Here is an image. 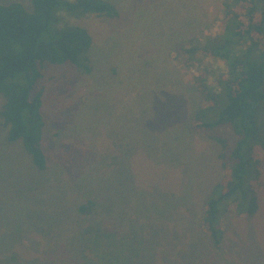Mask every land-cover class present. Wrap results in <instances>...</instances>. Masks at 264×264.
Segmentation results:
<instances>
[{
  "label": "rangeland",
  "instance_id": "374dc122",
  "mask_svg": "<svg viewBox=\"0 0 264 264\" xmlns=\"http://www.w3.org/2000/svg\"><path fill=\"white\" fill-rule=\"evenodd\" d=\"M105 1L114 19L56 10L52 29L83 26L93 37V72L56 70L44 81L46 171L9 142L0 118V264H264V156L257 215L226 212L221 250L201 221L223 176L214 138L233 147L237 136L192 130L209 104L179 48L214 46L227 0ZM12 2L32 10L30 0H0ZM203 64L211 85L228 70ZM89 200L97 205L80 224Z\"/></svg>",
  "mask_w": 264,
  "mask_h": 264
},
{
  "label": "trees",
  "instance_id": "16d2710c",
  "mask_svg": "<svg viewBox=\"0 0 264 264\" xmlns=\"http://www.w3.org/2000/svg\"><path fill=\"white\" fill-rule=\"evenodd\" d=\"M30 2L32 10L19 2L0 4V96L4 99L0 118L9 128V142H21L33 164L44 172L48 169L43 148L47 122L44 81L52 79L56 70L81 75L93 72V37L83 26L52 29L59 21L56 10L63 7L72 15L113 19L119 13L105 0ZM223 9L220 34L210 41L214 46L179 48L195 86L209 104L195 114L192 130L211 136V131L231 129L237 136L233 147L227 139L214 138L222 148L223 176L205 200L201 221L218 250L224 243L222 218L226 212L232 209L249 219L260 210L264 156V0H227ZM206 59L227 63L228 70L214 76L215 85L209 84L211 70L209 64H203ZM96 205L93 200L80 205L77 222H88L83 216L92 214ZM99 254L109 258L106 251Z\"/></svg>",
  "mask_w": 264,
  "mask_h": 264
}]
</instances>
